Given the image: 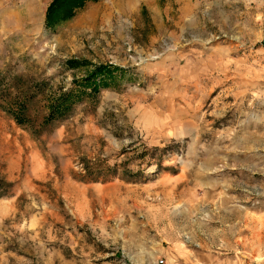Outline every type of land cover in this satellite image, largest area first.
<instances>
[{
	"label": "rangeland",
	"instance_id": "rangeland-1",
	"mask_svg": "<svg viewBox=\"0 0 264 264\" xmlns=\"http://www.w3.org/2000/svg\"><path fill=\"white\" fill-rule=\"evenodd\" d=\"M49 1L0 0V264H264V0Z\"/></svg>",
	"mask_w": 264,
	"mask_h": 264
},
{
	"label": "trees",
	"instance_id": "trees-1",
	"mask_svg": "<svg viewBox=\"0 0 264 264\" xmlns=\"http://www.w3.org/2000/svg\"><path fill=\"white\" fill-rule=\"evenodd\" d=\"M87 1L95 2L96 0H50L45 10L44 20L46 29L55 30L56 27L64 23V21L72 18L79 8H82ZM84 61L77 59H67L65 66L68 68L80 67ZM123 69L110 64H98L93 69L87 68L85 74L80 78H73L72 82L78 84V89H67L58 91L49 96L47 101V113L44 116V124H50L57 120L66 117L72 110L75 103L82 99L86 93L91 97H95L100 86L110 84L116 75H121ZM24 102L17 105L16 111H11L10 114L17 123L23 124L26 120Z\"/></svg>",
	"mask_w": 264,
	"mask_h": 264
}]
</instances>
